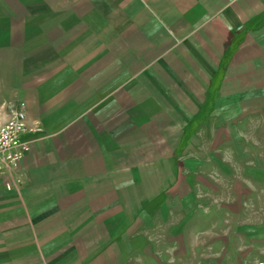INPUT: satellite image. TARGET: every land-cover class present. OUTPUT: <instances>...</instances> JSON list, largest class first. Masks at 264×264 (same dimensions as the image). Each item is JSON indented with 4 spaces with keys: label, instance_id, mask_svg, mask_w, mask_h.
<instances>
[{
    "label": "crops",
    "instance_id": "obj_1",
    "mask_svg": "<svg viewBox=\"0 0 264 264\" xmlns=\"http://www.w3.org/2000/svg\"><path fill=\"white\" fill-rule=\"evenodd\" d=\"M218 2L0 0V125L16 105L41 127L23 135L32 148L17 170L20 192L7 189L0 172V264L39 256L33 229L42 224L73 230L82 215L98 222L130 207L155 149L158 115L182 113L156 105L183 87L187 64L198 77L213 70L198 109L213 101V111L210 86L221 65L218 81L232 85L250 77L252 60L264 62V0ZM149 23L157 24L151 35ZM159 77L168 89L159 90Z\"/></svg>",
    "mask_w": 264,
    "mask_h": 264
},
{
    "label": "rangeland",
    "instance_id": "obj_2",
    "mask_svg": "<svg viewBox=\"0 0 264 264\" xmlns=\"http://www.w3.org/2000/svg\"><path fill=\"white\" fill-rule=\"evenodd\" d=\"M218 7L222 12L223 5ZM234 24L238 31L239 22ZM156 27L149 23L144 30L151 35ZM225 41L219 39L221 48ZM191 65L170 104L156 105L181 107L182 113L158 115L155 149L144 164L140 159L130 207L98 222L82 215L73 230L56 223L52 231L42 224L33 229L41 254L17 264H264V62L252 60L250 77L232 85L218 81L227 64L221 65L210 86L216 94L213 111V101L198 111L209 86L206 74L213 70L199 71L198 77ZM243 68L230 77L240 78ZM158 81L160 91L168 89L166 77ZM17 170L1 173L9 190L20 192Z\"/></svg>",
    "mask_w": 264,
    "mask_h": 264
},
{
    "label": "built area",
    "instance_id": "obj_3",
    "mask_svg": "<svg viewBox=\"0 0 264 264\" xmlns=\"http://www.w3.org/2000/svg\"><path fill=\"white\" fill-rule=\"evenodd\" d=\"M40 129L39 125L28 123L27 111L24 107L12 110L0 125V172L6 173L11 169H18L20 162L32 148L31 143L23 139V135ZM6 187L12 189L11 184Z\"/></svg>",
    "mask_w": 264,
    "mask_h": 264
}]
</instances>
